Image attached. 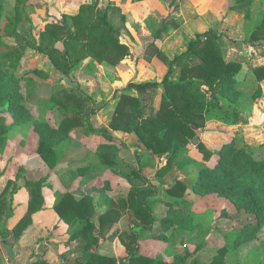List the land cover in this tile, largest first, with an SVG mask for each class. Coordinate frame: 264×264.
<instances>
[{
  "label": "trees",
  "instance_id": "obj_1",
  "mask_svg": "<svg viewBox=\"0 0 264 264\" xmlns=\"http://www.w3.org/2000/svg\"><path fill=\"white\" fill-rule=\"evenodd\" d=\"M27 1L15 0L12 14L4 23V34L11 37L13 43L0 53L2 111L12 117L14 125L32 126L38 137L36 153L50 169L55 168L61 159L56 146L67 139L73 129L84 124L87 125L86 133H98L106 139L107 142L98 145L95 156L103 165L112 168L116 164L119 147L113 143L114 138L107 128L94 127L92 124L91 117L95 114L92 98L66 87L53 91L47 103L49 108H56L62 118L56 126L51 125L36 118L24 103L35 89L36 82L31 75H47L39 69H33L19 76L16 69L25 51L31 47L43 53L65 77L85 56L113 66L117 55L124 56L127 53L126 46L119 43L116 37L119 29L109 20L108 10L93 19L86 7H81L77 14L69 17L70 21L67 15H63L60 21L48 22L40 32L39 43H34L18 31L23 17L27 16ZM92 1L90 9L96 7L98 2ZM245 1L237 0L236 4L241 5ZM5 2L0 0V17ZM261 36L264 38V21L251 32L249 39L251 42L258 41ZM56 42L62 45V50L55 46ZM157 54L161 55V52ZM173 64L180 65L177 80L169 78ZM240 70L239 62L225 59L215 31L210 29L196 33L195 38L188 42L186 50L170 62L161 81L131 83L122 88L109 128L134 133L151 155L165 157V164L156 170L157 178L161 179L170 172L180 150L196 137V132L205 126L209 116L228 125L239 122L237 104L242 90L237 74ZM263 80L264 64L253 66L242 82L255 83L253 97L258 98L262 90L260 81ZM129 88H133L136 94H128ZM158 91L161 102L156 109L151 106V102ZM8 128L5 117L0 114V150L5 147ZM198 147L205 161H209L213 155L215 160L211 165L203 164L195 174L189 176L187 182L176 178L167 184L165 190L168 199L164 202L166 206L159 219L160 235L164 236L168 230L181 232L194 228V217L189 213H181L179 209L181 204H189L186 197L191 191L198 196L214 193L224 197L233 203L237 211L252 215L254 221L244 223L226 234V242L216 249L210 260L203 262L194 257L192 251L176 255L171 262L163 257L145 256L135 248V231L122 232L119 239L125 244L129 264H229L228 252L257 238L264 226V157H254L238 138L225 141L215 151L204 149L200 142ZM42 182L41 178L25 183L29 191L28 209L12 229L15 239L32 223V214L42 209ZM152 193V187L137 189L132 186L127 196L119 201L120 206L126 208L131 217L142 221L144 227L151 226L155 221L153 209L147 202V197ZM4 208L5 198L4 193H1L0 216ZM53 208L64 222L76 225L70 239L82 241L83 250L88 254L84 264H116L114 258L88 252L97 243V234L102 226L112 224L120 217L118 209L110 208L99 217L98 230L91 221L95 208L93 198L89 195L75 198L72 193L65 192Z\"/></svg>",
  "mask_w": 264,
  "mask_h": 264
},
{
  "label": "rangeland",
  "instance_id": "obj_2",
  "mask_svg": "<svg viewBox=\"0 0 264 264\" xmlns=\"http://www.w3.org/2000/svg\"><path fill=\"white\" fill-rule=\"evenodd\" d=\"M5 1L0 17V53L7 50L8 44L13 43V39L4 34L3 28L12 14L15 0ZM236 3L237 0H98L96 7L90 9L92 0H28L25 6L27 16L23 17L18 31L31 42L39 43L40 32L48 22L60 21L63 15H67L70 21L69 17L77 14L81 7H86L93 19L108 10L109 20L119 29L116 37L119 43L126 46L127 53L124 56L117 55L116 64L113 66L85 56L70 75L65 77L43 53L32 47L28 48L20 59L16 74L22 76L25 72L39 69L47 76L31 75L36 82L35 89L24 103L36 118L56 126L62 115L56 108L51 109L48 106L47 101L52 92L66 87L80 94H88L95 106V114L91 117L92 124L94 127L107 128L114 138L113 143L119 147L121 156L118 153L116 163L120 161L125 165L118 168L121 171L119 174L125 171L130 188H153L154 193L147 197V202L152 207L154 216L159 217L160 210L164 211V202L168 199L165 190L167 184L176 178L187 182L189 176L195 174L203 164L211 165L214 162L215 155L209 161L203 159L199 142L204 149L215 151L225 141L238 138L254 157H264V80L260 81L262 90L258 98L253 97L255 83L242 82L244 75L253 66L264 64V46L258 44H264V38L261 36L258 41L252 42L249 39L251 32L264 21V0H246L241 5ZM210 29L218 35L225 59L241 64V70L237 74L242 90L237 104L240 120L236 124L228 125L209 116L205 126L196 132V137L180 150L170 172L159 179L156 170L165 164V157L151 155L134 133H130L133 141H127L128 145H125L122 139L113 135L109 122L124 86L161 81L170 62L186 50L188 42L195 38V34ZM44 43L49 44L47 41ZM55 46L62 50L59 42ZM156 51H160L161 55ZM172 69L169 78L177 80L180 65L173 64ZM127 93L135 95L136 91L129 88ZM160 102L158 91L151 106L157 109ZM2 109L0 107V114L5 117L9 128L5 147L0 150V170L7 163L8 155L15 156L11 174L21 178L27 171L19 167L20 163L31 153L29 150L35 148L38 137L31 125H14L12 117ZM86 129V124L73 129L68 138L56 146L61 158L59 165L63 169L58 170L59 174L72 176L76 169L82 167L79 166V161L66 162L77 157L82 145L88 151L85 163H98L96 149L100 143L107 141L98 133H86ZM119 131L123 132L116 130ZM20 140L23 141L21 146L26 147L24 150L20 148L21 152H18L17 144ZM71 148L74 150L67 152ZM63 162L65 163L62 164ZM45 173L50 176V172L43 169L36 173L32 171L30 177L34 174L45 177ZM58 173L51 175L58 178ZM151 181L154 183L151 184ZM186 198L189 204H181L179 209L183 214H191L195 225L186 232L184 247L176 255L192 251L193 256L200 261H208L216 249L226 242V234L244 223L254 221L252 215L237 211L230 200L217 194L198 196L191 191ZM190 259L191 257L188 258ZM227 260L229 264H264V226L259 230L256 239L228 252Z\"/></svg>",
  "mask_w": 264,
  "mask_h": 264
},
{
  "label": "crops",
  "instance_id": "obj_3",
  "mask_svg": "<svg viewBox=\"0 0 264 264\" xmlns=\"http://www.w3.org/2000/svg\"><path fill=\"white\" fill-rule=\"evenodd\" d=\"M129 41L132 42L130 39ZM111 131L117 139H122L125 145H128L127 141H133V135L130 133ZM22 144L23 141L20 140L17 144L18 152H21L20 148L24 150L26 147H22ZM36 146L33 150H29L31 153L20 163L19 167L27 171L26 175L19 178L11 174L16 159L15 156L10 155L7 157V163L0 170L2 173L0 194L4 193L5 198V208L0 216V264H84L87 261L88 254L83 250L82 241L70 239V234L76 225L71 226L64 222L53 208L65 192L72 193L75 198L85 195L93 198L95 212L91 221L98 230L100 229L99 217L102 214L110 208L120 211V217L117 220L112 224L107 223L104 227L102 226L97 234V243L88 252L89 254L94 252L100 256L114 258L116 264H129L125 244L119 239L122 232L129 230H134L137 234L135 248L145 256L163 257L171 262L184 247L187 231L168 230L164 236L160 235L161 210L159 217L154 216L152 212L155 217L154 223L149 227H144L142 221L131 217L128 210L120 206L119 201L127 196L130 188L125 171L119 174L121 171L118 168L125 167L123 162L118 161L116 163L118 166L114 165L112 168L109 166L104 168L97 159L98 163L94 165H92L94 161L85 163L88 151L82 145L77 157L66 161L71 163L79 161L81 163L79 166H82L76 169L72 176H69L58 173V170L63 171L62 165H59L60 162L55 168L50 169L36 153ZM71 150L74 148L67 149V152ZM119 155L121 156L120 152ZM43 169L50 172V176L45 173V177L39 174L30 177L32 171L36 173ZM55 172L58 173V178L51 175ZM41 178L43 179L41 193L44 199L42 209L32 214V223L18 239H15L12 229L28 209L29 191L25 183L27 180ZM152 183L154 182L151 181Z\"/></svg>",
  "mask_w": 264,
  "mask_h": 264
}]
</instances>
